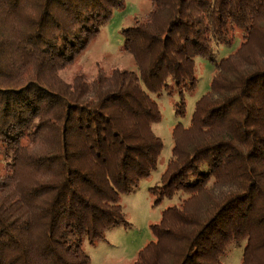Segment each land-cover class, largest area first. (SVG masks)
<instances>
[{"label": "trees", "instance_id": "16d2710c", "mask_svg": "<svg viewBox=\"0 0 264 264\" xmlns=\"http://www.w3.org/2000/svg\"><path fill=\"white\" fill-rule=\"evenodd\" d=\"M121 28L135 69L60 71L123 0H0V264H90L83 244L127 224L121 196L157 169L156 101L185 118L196 61L208 90L172 146L150 223L132 264H264V0H150ZM238 45L216 60L217 45Z\"/></svg>", "mask_w": 264, "mask_h": 264}, {"label": "rangeland", "instance_id": "374dc122", "mask_svg": "<svg viewBox=\"0 0 264 264\" xmlns=\"http://www.w3.org/2000/svg\"><path fill=\"white\" fill-rule=\"evenodd\" d=\"M150 8V0H123V6L115 10L100 26L98 33L91 38L86 48L60 71L62 78L71 81L73 75L79 72L91 78L99 68L107 73L113 68L135 69L132 56L122 48L121 28L131 25L135 20L143 19ZM236 45L238 38L230 45H217L214 52L216 60L233 51ZM196 71L197 87L185 97V118L179 120L174 116L172 102L176 99L175 96L163 94L156 98L161 119L152 124V129L163 142L157 169L148 178L141 180L137 187L121 196L120 204L127 224L107 229L105 240H100L94 245L84 242L83 246L90 256V264H132L137 250L152 239L149 224L159 220L161 210L167 203H176L177 197H174L171 200L163 199L154 205L148 187L158 181L170 155L172 127L177 121L184 125L188 123L194 102L208 90L215 72L214 65L205 59L196 61ZM4 168L5 162L0 151V174L5 172ZM241 253L242 245L232 246L222 256V263L240 264Z\"/></svg>", "mask_w": 264, "mask_h": 264}]
</instances>
